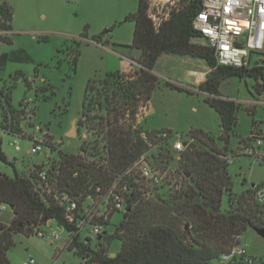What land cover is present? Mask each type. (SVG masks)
<instances>
[{
  "label": "trees",
  "instance_id": "16d2710c",
  "mask_svg": "<svg viewBox=\"0 0 264 264\" xmlns=\"http://www.w3.org/2000/svg\"><path fill=\"white\" fill-rule=\"evenodd\" d=\"M181 1V9L159 31L154 29L147 16V0L139 1L137 11L129 17L134 20L135 29L133 41L127 46L140 51L141 66H133L128 73H109L99 81L90 80L81 114L89 116L94 110L108 113L106 123L103 120L99 123L107 130L104 140L98 139L97 145L104 142L113 173L123 172L143 154H148L151 163L162 172L174 165L173 171L179 177L178 188L168 189L167 176L154 186L143 182L141 189L133 183L123 220L112 234L103 231L95 248L91 238H83L79 233L72 237V244L67 249L81 258V264H211L231 250L236 244V235L243 234L248 228L264 229V201L257 197L258 191L264 189V181L249 186L240 194L235 193L230 164L223 157L229 151L241 104L219 96L221 84L230 77L264 81V66L260 63L251 67L219 64L211 47L193 42L199 37L193 20L203 8L202 0ZM0 13V29L12 30L13 11L7 2L0 5ZM2 42L11 43L12 40L7 35H0ZM79 54L77 48L75 64ZM164 54L199 59L209 67L206 79L199 87L210 94L206 101L221 117L219 139L224 142L223 147L208 133L192 131L189 145L176 155L169 139L174 136L171 131H168L169 138L156 139L155 131L147 140L125 119L127 113L134 118L138 109L139 120L145 118L152 91L159 84L153 69ZM26 58L30 57L26 54ZM10 59L20 60L21 57L5 53L0 57V66ZM27 84L31 87L30 82ZM256 89L257 93H262L260 86ZM1 96L0 109H4L1 126L18 134L19 118L25 112V105L22 103L20 109L12 107L10 89H3ZM99 118L106 120L104 116ZM255 127H258L256 122ZM0 158L9 163L1 147ZM57 159L60 165L58 183L73 197L79 198L81 212L82 202L88 194L97 185H107L114 177L113 173L84 161L77 154L60 150ZM33 167L37 168L39 164ZM33 175L34 171L22 174L15 170L14 176L0 172V264H10L7 252L15 244V234H36V229L50 220L67 232L78 231L76 225L67 220L63 207L54 199L46 201L35 190ZM224 196H227V208H223ZM2 205L13 206L14 217L9 224L1 218ZM108 224L105 223V227ZM114 239L121 241V247L112 256L110 245Z\"/></svg>",
  "mask_w": 264,
  "mask_h": 264
},
{
  "label": "rangeland",
  "instance_id": "374dc122",
  "mask_svg": "<svg viewBox=\"0 0 264 264\" xmlns=\"http://www.w3.org/2000/svg\"><path fill=\"white\" fill-rule=\"evenodd\" d=\"M139 1L0 0V5L7 2L13 11L12 30L6 34L12 42L0 43V57L5 53L21 57L0 66V102L3 89H10L15 109L21 108L25 98L31 99L19 118L18 134L2 128L4 109H0V147L9 161L0 158L1 173L14 176L17 170L25 174L32 170V166L44 164L47 157L51 162L55 159L56 163L60 150L73 154L81 151L83 140L79 136L77 121L81 118L89 81H99L112 72L128 73L133 66L140 67L136 64L139 63L140 51L127 46L133 41L135 29V22L129 17L137 11ZM193 42L204 45L199 38H194ZM77 48L80 54L75 64ZM257 63L264 66V58ZM255 64L253 62L252 66ZM190 67L209 70L208 67L205 69L202 60L174 54H164L159 58L154 68L159 84L152 91L150 108L141 121V127L149 132L171 131L175 137L181 135L183 139H189L192 131H203L223 147L224 142L219 139L222 135L221 117L206 101L210 94L200 90L199 84L188 83ZM257 86H260L261 94L257 93ZM219 96L241 104L237 113L238 123L230 139L228 155H232L249 138L254 122L264 131V81L233 76L223 81ZM74 124L75 128L70 132ZM37 126L43 131L49 130L55 142H61L58 150L50 152L44 148L41 152H31L33 141L30 136L41 134L36 130ZM15 140L20 149L14 144ZM173 170L174 165H170L164 172L169 183L167 187L172 191L178 188L179 180ZM229 173L234 192L240 194L252 184L264 181V162L248 155L236 156L229 165ZM227 206V196H224L223 208ZM13 217L10 207L1 211L5 223L9 224ZM123 217V211L117 212L104 232L112 234ZM41 228L57 230L61 234L60 240L50 242L37 234H15V244L7 252L10 264H25L30 258H34L36 264L82 263L78 255L66 248L67 231L52 220ZM90 229L88 226L82 237L89 234ZM97 244L98 237H95L92 247ZM243 244L254 260L252 264H264V237L256 229L248 228L243 233ZM120 247L121 241L114 239L110 253L119 251ZM211 264L223 263L219 257ZM237 264L247 263L239 261Z\"/></svg>",
  "mask_w": 264,
  "mask_h": 264
},
{
  "label": "built area",
  "instance_id": "2783aa9c",
  "mask_svg": "<svg viewBox=\"0 0 264 264\" xmlns=\"http://www.w3.org/2000/svg\"><path fill=\"white\" fill-rule=\"evenodd\" d=\"M202 2L203 8L195 16L193 26L199 34L197 38L201 39L204 45L213 49L219 64L251 67L253 62L257 63L264 58V0H202ZM181 7V0H147V16L154 29L159 31ZM6 34V30L0 29V35L5 36ZM136 64L141 66L138 62ZM190 74L199 76L201 83L205 81L207 75V73H199L194 70ZM30 103L31 99L23 100L25 108ZM99 116H104L106 120ZM139 116L140 110L138 109L134 118L127 113L125 119L143 138L149 140L150 135L154 132L142 129ZM107 117L106 111L94 110L90 112L89 116H81L77 121L79 136L83 140V147L77 155H80L84 161L113 173L109 165L108 149L104 148V142L97 145L98 139L104 140L105 130H107V128H101L99 123L102 120L106 123ZM36 130L41 134L34 133L32 137L30 136V140L33 141L31 152H41L44 148H48L50 152L59 149L61 142H55L52 134L48 132L49 130L43 131L38 126ZM169 136L170 133L167 130L156 131L155 134L156 139H166ZM169 139L172 149L176 152L186 149L190 142L189 139H183L181 135ZM14 144L20 149L17 140L14 141ZM240 155H248L258 161H264L263 129L252 128L249 138L235 149L232 155L227 153L223 157L230 164L233 157ZM147 156L148 154H143L123 172H114V177L107 185H97L82 202V212L79 211V198L73 197L58 183L59 162L54 163L55 159L51 162L47 157L44 164L32 168L30 172L34 171L32 180L35 181V190L46 201L48 198L54 199L64 208L67 220L78 228L77 232H67L66 248L72 244V237L77 233L82 235L88 226H91L90 232L83 238L93 239L103 233L105 223L110 222L117 212H126L133 183L141 189L143 182L148 186H154L165 178L164 172L157 169ZM257 197L264 201V189L258 191ZM8 207L2 205L1 210ZM35 233L50 242H57L61 238V234L54 229L46 231L37 228ZM235 242L236 244L229 252L220 256L222 263L237 264L241 261L252 264L254 260L249 257L246 245L243 244V234L236 235ZM25 264H36V260L30 258Z\"/></svg>",
  "mask_w": 264,
  "mask_h": 264
},
{
  "label": "crops",
  "instance_id": "0c3cea01",
  "mask_svg": "<svg viewBox=\"0 0 264 264\" xmlns=\"http://www.w3.org/2000/svg\"><path fill=\"white\" fill-rule=\"evenodd\" d=\"M188 58H189V57H188ZM190 59H193V58H190ZM194 60H199V59H194ZM203 62H204V61H203ZM204 65H205V69H206L208 66L206 65L205 62H204ZM208 68H209V67H208ZM193 70H194V71H197V72H199V73H200V72H201V73H207L209 70H207V71H205L204 69H203V70H198V69L191 68V67L188 69V71H187L188 83L191 84V85H196V84H199V85H200V84H201V81H200L201 79L199 78V76L196 77V76L190 74V72L193 71ZM153 72H154V69H153ZM154 73H155V72H154ZM191 85H190V86H191ZM227 99H229V98H227ZM236 101H237V100H236ZM48 222H49V221H48ZM48 222H47V224H48Z\"/></svg>",
  "mask_w": 264,
  "mask_h": 264
},
{
  "label": "water",
  "instance_id": "95a60500",
  "mask_svg": "<svg viewBox=\"0 0 264 264\" xmlns=\"http://www.w3.org/2000/svg\"><path fill=\"white\" fill-rule=\"evenodd\" d=\"M74 128H75V124H74L73 127L71 128L70 132H71V131L73 132ZM68 134H69V133H68ZM252 186L254 187L255 184H252ZM10 208L13 210V206H10ZM47 220H48V219H46V221H47ZM256 231H257L262 237H264V229H256ZM115 254H116V252L112 253V256H114Z\"/></svg>",
  "mask_w": 264,
  "mask_h": 264
}]
</instances>
